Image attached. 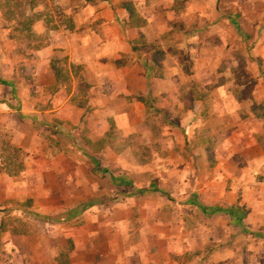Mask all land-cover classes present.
<instances>
[{
	"label": "crops",
	"instance_id": "1",
	"mask_svg": "<svg viewBox=\"0 0 264 264\" xmlns=\"http://www.w3.org/2000/svg\"><path fill=\"white\" fill-rule=\"evenodd\" d=\"M68 13L71 26L48 29L42 19L34 26L46 38L31 77L28 57L13 60L10 30H0V264H262L264 177L256 176H264V125L254 110L261 94L221 92L224 137L214 147L212 181L199 180L195 190L182 188L185 176H176L170 193L153 181L136 188L125 176H101L108 146L94 147L121 115L119 102L150 88L125 56L148 52L152 62L155 42L169 31L196 52L210 32L236 49L237 30L251 36L254 26L264 37V0H92L83 16ZM138 19L144 23L135 25ZM54 59L64 68L61 80ZM173 195L197 224L174 214Z\"/></svg>",
	"mask_w": 264,
	"mask_h": 264
},
{
	"label": "rangeland",
	"instance_id": "2",
	"mask_svg": "<svg viewBox=\"0 0 264 264\" xmlns=\"http://www.w3.org/2000/svg\"><path fill=\"white\" fill-rule=\"evenodd\" d=\"M88 1L92 0H45L35 8L40 15L31 28L40 19L43 24L71 26L73 23L68 12H79L83 16L82 8ZM96 25L95 21L84 22L81 28ZM172 25L173 28L183 26L180 22ZM18 28L13 21L6 20L0 9V30H10L5 36L12 39L7 45L12 46L13 60L19 59L20 52L27 56V76L31 77L34 52L46 37L42 33L38 41L24 47V44L21 45L24 43L23 33ZM254 29L251 36L245 37L237 30L241 37L234 42L236 49L233 50H228V43L225 48L224 43L218 45L210 32L200 38L204 48L200 51L199 47L196 52L190 47L193 42L186 48L182 44L184 38L177 32L169 31L154 44L152 57L157 58L156 63L149 61L151 54L148 52L135 54L131 59L125 56L130 64H138L144 70L150 88L139 98L136 95L132 98L126 96L125 103L119 102L121 115L113 117V126L109 122L111 127L95 143L94 148L99 147V151L101 146H108L103 148L104 155L101 157L104 162L100 158L101 176H125L130 187L136 188H143L153 181L161 184L162 189L170 188L169 193L173 192L176 176H185L182 177V188L190 190L196 189L199 180L206 184L211 182L214 147L224 137L218 116L221 92L239 99L261 94V99L254 103V110L262 117L264 125V82L260 84L259 81L264 78V62L259 50V45L264 44V37L260 34L256 36ZM187 30L190 33L192 26ZM137 42L141 43L140 40ZM251 50L253 55H249ZM133 72L136 79L137 69ZM225 120L232 123L233 119L227 117ZM52 132L51 128L45 129L47 136ZM258 135L264 143V132ZM263 177L256 176V180ZM170 197L174 200V214H180L191 223H198L197 216L183 204L182 199L179 205L176 203L177 195ZM209 247L206 246L205 251ZM259 263L264 264V261Z\"/></svg>",
	"mask_w": 264,
	"mask_h": 264
},
{
	"label": "trees",
	"instance_id": "3",
	"mask_svg": "<svg viewBox=\"0 0 264 264\" xmlns=\"http://www.w3.org/2000/svg\"><path fill=\"white\" fill-rule=\"evenodd\" d=\"M45 0H0V9L2 10V13L4 14V17L8 21H13L17 26H19L18 30L22 31L24 41L27 45L29 43H33L35 41H38V39L41 38V36H37L33 29L31 28L33 22L38 18L40 15L38 11L35 10V8L43 4ZM127 9L129 10L130 14L134 13V8L131 5H126ZM144 22L142 20H136L134 22L135 25H142ZM45 27L50 28H56L57 25H49L47 22L45 24ZM134 50H137V47L133 48ZM153 61L156 63L157 58L152 57ZM60 61L58 59H54L52 61V67L54 68L56 72V76L58 80L63 79L65 77L64 74V68H61L59 66ZM72 68L74 66H71ZM152 71V69H150ZM141 96V94L139 95ZM258 140L261 141L260 136H258Z\"/></svg>",
	"mask_w": 264,
	"mask_h": 264
}]
</instances>
